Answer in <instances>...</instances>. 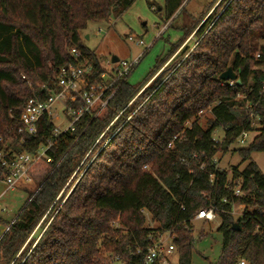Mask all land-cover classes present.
<instances>
[{"label":"trees","instance_id":"16d2710c","mask_svg":"<svg viewBox=\"0 0 264 264\" xmlns=\"http://www.w3.org/2000/svg\"><path fill=\"white\" fill-rule=\"evenodd\" d=\"M134 2L0 0V152L3 142L18 143L17 118L25 101L51 84L59 68L73 63L69 49H80L95 71L102 69L100 59L81 45L80 33L89 23L120 17ZM182 2L165 0L164 23ZM206 15L159 59L142 86L125 80L92 121L83 117L77 133L57 140L48 152L50 163L31 165V182L20 188L29 199L0 239V264H110L117 258L122 264H142L147 236L166 232L174 236L178 264H191V222L210 207L221 219L216 264H264V234L256 233L264 231V174L250 160L253 153H264V97L259 98L264 46L256 42L257 31L264 40V0H216ZM192 33L199 41L190 51L183 45ZM228 68L240 84L219 79ZM199 76L201 84L191 89L190 79ZM206 108L211 117L202 127L197 116ZM163 115L173 123L153 137ZM254 122L257 135L236 151L247 164L241 171L232 168L229 178L214 156L226 153L241 133L253 131ZM216 129L224 132L220 143L212 138ZM49 130L43 120L38 124L39 135L48 136ZM103 132L83 164L91 160L87 172L63 200V187ZM40 142L37 137L22 148L34 153ZM108 156L121 165L93 180L95 167ZM4 174L8 171L0 172V179ZM96 181L104 186L95 187ZM237 188L240 195L234 196ZM236 205L243 207L238 219L232 215ZM144 212L156 230L145 226ZM46 224L35 242L31 234Z\"/></svg>","mask_w":264,"mask_h":264},{"label":"rangeland","instance_id":"374dc122","mask_svg":"<svg viewBox=\"0 0 264 264\" xmlns=\"http://www.w3.org/2000/svg\"><path fill=\"white\" fill-rule=\"evenodd\" d=\"M215 1L216 0H183L181 7L174 16L168 22L164 23L165 0H135L131 7H129L120 17H112L106 22L89 23L86 29L80 33L81 45L100 59L103 67H106V64L111 61V57L113 56L117 57L119 60V62L112 64V66L115 67H119L121 61L131 64V62L138 60L136 66L126 78V81L134 87L142 86L148 79L150 73L156 68L159 59L167 55L170 48L176 44L186 30L191 29L206 15L207 11ZM220 6L221 4L217 9H219ZM221 9H219V11ZM208 15L209 14H207L205 18ZM204 20L199 22L198 26L203 24ZM98 29L101 31L96 34ZM258 32L259 31L256 32L258 35L256 42L259 43V46H264V40L259 39L260 34ZM193 33L183 45L188 47L190 51L193 50L194 45L199 41V39L193 36ZM128 38H132L134 42H129L127 40ZM136 41H142L143 44L141 46L137 45ZM181 49H179L175 55H177ZM188 54L189 53L183 57L180 63L186 59ZM174 56L161 68V70L170 63ZM179 64L176 67H178ZM202 80V76L197 77V79L192 77L190 79L191 82L189 87L196 90ZM150 82H152V80ZM146 100L147 99L141 104ZM210 117V110L209 108H206L198 113V123L202 127H205L207 120ZM61 122L66 124V121L64 120H61ZM61 122L58 123L59 126H61ZM172 123L169 115H163V117H160L156 122L153 137H155L161 129L172 125ZM189 125V123L186 124V126ZM258 128L259 126L254 122V130L249 133V139L245 145L242 146L239 145L238 142H235L228 148L226 153H217L214 156L213 160L216 167L220 170L227 171L229 173V178L232 168L241 171L246 166L247 162H244L236 151L242 147H246L252 141L257 135ZM223 137L224 132L221 129H216L212 134L213 140L218 143L223 140ZM10 143L11 140L3 142L1 150H17V147ZM87 156L88 152L80 161ZM250 160L255 163L260 172L264 174V153H253L250 156ZM116 161L117 160L115 159L113 160V156L105 157L101 162L103 165L95 167V172L98 171V173L97 175H94L93 180H97V178L98 180L102 179L106 173L113 174L116 172L118 169L117 167L122 163V161ZM90 163L91 160L88 161L86 165H78L75 172L63 187L64 190L67 189L63 200L67 198L77 182L87 172ZM148 169L149 168H147V170ZM98 183L99 181L95 182V187L101 188L104 186V183L101 186H99ZM28 199L29 194L26 192H20L18 189L8 190L5 181L0 179V220L3 221L0 223V239L8 231L12 222L16 220L19 212L22 210ZM62 202L58 205V208L62 205ZM242 209L243 207L237 205L232 207V215L234 219L240 217ZM144 216L146 220L145 226L156 230L158 225L152 221L151 216L147 212H144ZM117 222L118 220L112 224L117 226ZM40 223L41 221L38 225ZM220 224L221 219L218 216H215L212 221L194 219L191 222V232L194 240L191 252V264H216L222 246V236L218 232ZM47 225L48 224H46L43 229L38 227L35 228L31 234V236L34 235V237H36L35 242L38 240ZM109 263L122 264L117 261L111 263V260H109ZM167 264H178V254L175 251L167 257Z\"/></svg>","mask_w":264,"mask_h":264},{"label":"built area","instance_id":"2783aa9c","mask_svg":"<svg viewBox=\"0 0 264 264\" xmlns=\"http://www.w3.org/2000/svg\"><path fill=\"white\" fill-rule=\"evenodd\" d=\"M98 29L97 33H100ZM134 42L132 38L127 39ZM137 45H142V41H136ZM73 63L58 69L54 80L49 85H41L40 92L25 101L17 118L18 143L14 144L17 150H3L0 152V172L8 171L1 180L5 181L8 190L18 189L31 182L29 169L39 160L50 163L48 152L54 147L57 140L67 134L77 133V126L83 117L90 116L91 121L98 112L104 109L108 102L114 97L119 87L123 84L131 71L136 66L138 60L127 64L121 61L119 67L112 66L111 61L106 67L101 65L100 71H95L90 59L78 48L68 50ZM260 58L257 53L255 61ZM119 62V61H118ZM263 80L259 92V98L264 97V67L261 68ZM133 100L127 105V107ZM249 106L247 105L246 110ZM251 119H255L254 114H249ZM45 122V126H50L48 136L38 133V124ZM61 120L66 121L61 122ZM61 122V126L58 123ZM112 123L106 128V130ZM87 126L77 136L72 146L79 140ZM105 130V131H106ZM104 131V132H105ZM104 132L95 141L91 150L98 144ZM250 132H243L237 138L239 145H245L249 139ZM37 137L41 138L40 144L34 153H30L22 146L30 145ZM11 142L10 144H12ZM71 146V147H72ZM88 157V156H87ZM86 157V158H87ZM86 158L79 162L83 165ZM59 163H57L58 165ZM239 189H235L234 196H239ZM213 207L198 211L194 219L212 221L216 216ZM256 233L264 234V231L256 229ZM174 236L171 232L156 235L150 234L147 240L150 245L144 251L142 264H167V257L175 251L173 245ZM136 253H141L138 249ZM119 260L118 258L116 259ZM239 264H244L243 261Z\"/></svg>","mask_w":264,"mask_h":264},{"label":"water","instance_id":"95a60500","mask_svg":"<svg viewBox=\"0 0 264 264\" xmlns=\"http://www.w3.org/2000/svg\"><path fill=\"white\" fill-rule=\"evenodd\" d=\"M119 60L117 57H111V63H117ZM219 79L221 81H231V82H236L237 84H240V80L237 78V76L235 75V73L232 71L231 68H228L225 72H223ZM232 229L235 230V231H238L239 230V225L237 223H234L232 225Z\"/></svg>","mask_w":264,"mask_h":264},{"label":"crops","instance_id":"0c3cea01","mask_svg":"<svg viewBox=\"0 0 264 264\" xmlns=\"http://www.w3.org/2000/svg\"><path fill=\"white\" fill-rule=\"evenodd\" d=\"M20 192H22V191H20ZM1 219V218H0ZM2 220H4V219H2ZM5 221V220H4Z\"/></svg>","mask_w":264,"mask_h":264}]
</instances>
